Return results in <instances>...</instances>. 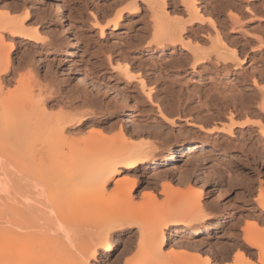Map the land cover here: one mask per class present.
I'll return each instance as SVG.
<instances>
[{
    "label": "rangeland",
    "instance_id": "1",
    "mask_svg": "<svg viewBox=\"0 0 264 264\" xmlns=\"http://www.w3.org/2000/svg\"><path fill=\"white\" fill-rule=\"evenodd\" d=\"M165 1L170 15L185 17L181 0ZM57 2L61 10L56 7ZM144 4L139 2V10L134 14L125 13L113 29L108 20L118 6L117 0H0V13L11 12L15 17L25 13L26 24L35 25L39 36L43 34V44L15 45L10 51L12 67L20 74L2 76V88L14 90L16 80L24 77L30 79L31 87L45 89L51 112L60 107L69 112H87L84 127H69L74 138L83 139L89 130L113 135L121 126L126 136L137 141L143 138L158 146L156 160L137 168L133 199L138 200L143 187L149 185L158 200H164L168 195L161 193L165 182L178 193L177 188L183 192L202 189L200 201L209 216L197 226L202 232L191 238L200 244L198 250L202 252H188L196 259L199 257L198 264H205L202 261L208 258L219 264L232 263L238 256L236 252L240 255L247 251L241 239L242 225L246 222L250 228L252 221L248 220L258 219L247 216L245 211L264 190V135L256 127L258 119L264 118V110L258 106L257 86L264 81V0H197L201 13L214 19V26L207 25L206 19L196 22L193 30H186L185 38L208 46V34L213 37L219 32L240 58V66L230 63L228 67L216 63L213 57L192 66L190 50L178 44L163 50L152 45L151 19ZM230 12L237 14L239 22H229ZM95 18L100 22L97 26ZM64 49L68 54H62ZM119 63H128L133 69L132 77L123 75L117 68ZM76 75H82L86 83L78 82ZM139 75L150 85L151 94L137 83ZM9 78L15 80L6 83ZM29 83L27 89L31 88ZM232 104L240 114L230 134L220 125L228 121V107ZM231 108L237 113L234 106ZM263 118L260 120L264 121ZM172 149L175 156L165 162ZM112 186L113 183L110 190ZM238 218L241 221L235 225ZM260 220H253V231L264 228V220ZM135 231L136 228L131 231L125 226L118 228L115 250L109 257H100L96 264L121 261L122 247ZM186 232L190 233H179ZM167 233L173 242L175 225ZM169 248L170 244L164 249ZM252 251L256 260V249Z\"/></svg>",
    "mask_w": 264,
    "mask_h": 264
},
{
    "label": "bare ground",
    "instance_id": "2",
    "mask_svg": "<svg viewBox=\"0 0 264 264\" xmlns=\"http://www.w3.org/2000/svg\"><path fill=\"white\" fill-rule=\"evenodd\" d=\"M117 1L118 6L108 20L113 29L117 28L118 21L125 13L137 12L139 2H142L147 5L145 7L150 14L151 31L148 37L152 45L163 50L166 46L174 47L178 44L190 50L192 66L211 57L224 67H228L230 63L240 66L235 48L233 45L228 46L219 32L216 31L213 37H210L211 33L207 35L208 46L185 38L186 30H193L196 22L206 19L207 25L214 26V19L207 13L206 16L201 13L197 0H181L185 17L170 15L165 8V0ZM122 2L127 3L123 6ZM58 3L56 7L61 10ZM2 13L1 11L0 264H96L100 257H109L115 250L119 240L115 234L122 226L131 231L136 228V231L126 239L122 247L121 255L124 258L109 264H198L201 261L199 257L196 259L188 251L194 249L196 252L200 249V244L195 243L196 240L191 241V238L202 232L197 226L209 216L205 212L206 206L200 201L202 189H191L190 192L187 189L183 192L177 188L179 193H185L179 195L172 184L165 182L161 193L168 195L164 197L165 201L159 199L162 201L158 202L157 193L146 185L139 199L134 200L132 191L139 176L137 168L156 160L158 146L143 141V138L137 141L126 136L121 126L113 135L89 130L83 139L77 136L74 138L69 127H84L87 112H69L61 107L57 112H51L44 97L45 89L33 85L37 88L31 89L30 79L26 80L24 77L16 80L18 86L14 84V90H9V87L4 90L2 76L15 74L17 70L12 67L10 51L15 45L41 43L43 34L39 36L35 25L26 24L27 14L21 13L22 16L15 17L11 16V12ZM228 15L231 24L239 22L236 13L233 15L230 12ZM96 23H100L97 18L95 25ZM100 25L102 28V23ZM62 54H68V50L64 49ZM117 68L129 78L134 74L128 63H119ZM76 76L78 82L86 83L82 75ZM136 79L142 89L151 94V87L146 80L141 75ZM10 80L13 79H7L6 83H10ZM28 83L31 87L28 89L31 90L26 88ZM257 84L260 96L258 106L264 110V81ZM25 89L26 92L21 94ZM232 106L237 113L232 110ZM237 109L234 104L228 107V121L221 122L222 130L232 132L236 116L240 114ZM261 118L256 121V127L263 136L264 121ZM174 156V150H169L164 161ZM111 183L113 186L110 190ZM260 185L263 187L262 183ZM261 193H258L255 202L245 211L249 217L258 216V219L255 218L258 221L259 218L262 219L260 221L264 220V194ZM255 212L258 214L254 215ZM253 220H248V223L252 221L250 228L246 222L242 225L244 228L241 226V239L247 251H241L240 255L236 252L238 256H235L234 262L225 261L223 264H264V228L253 231ZM240 221L238 218L235 225ZM172 225H175L173 242L167 233ZM182 231L190 233H179ZM169 244V251L165 250ZM252 249H256V260ZM180 253L183 254L182 257ZM215 261L208 258L202 262L219 264Z\"/></svg>",
    "mask_w": 264,
    "mask_h": 264
}]
</instances>
